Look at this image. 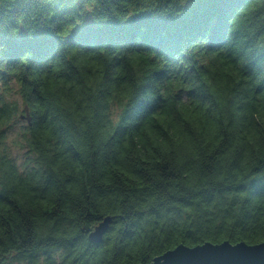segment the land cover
I'll list each match as a JSON object with an SVG mask.
<instances>
[{
	"label": "clouds",
	"instance_id": "clouds-1",
	"mask_svg": "<svg viewBox=\"0 0 264 264\" xmlns=\"http://www.w3.org/2000/svg\"><path fill=\"white\" fill-rule=\"evenodd\" d=\"M108 2L122 23L137 14L127 5L121 14L119 0ZM173 2L170 12L179 15L188 0ZM253 2L257 7L249 11L264 10V0ZM77 3L50 27L61 41L54 58L33 63L26 50L15 62L0 59V264H73L78 245L72 242L81 228L92 236L105 224L87 264H141L154 251L147 226L141 221L139 235L118 254L117 218L126 209L148 214L166 198L161 184L167 196L199 193L210 183L249 190L223 222L231 227L247 213L240 232L264 240V192L250 187L254 179L264 183V64L249 59L264 53V24L245 55L230 52L227 43L210 49L206 33L169 60L139 36L135 45L65 43L86 14L96 24L106 21L97 17V0H63L61 8ZM168 3L152 0L140 13L163 16ZM15 4L4 0L0 16ZM21 28L30 38L35 32L16 20L14 27L0 25V33L18 37ZM5 48L0 43V56ZM22 81L29 85L27 99ZM144 102L151 110L138 108ZM52 110L63 117L66 132L53 126ZM82 156H95V165L85 169ZM228 199L231 204L235 194ZM85 201L111 219L83 221L79 205ZM209 210L200 197L186 209L197 215ZM46 240L58 243L47 247Z\"/></svg>",
	"mask_w": 264,
	"mask_h": 264
},
{
	"label": "trees",
	"instance_id": "trees-1",
	"mask_svg": "<svg viewBox=\"0 0 264 264\" xmlns=\"http://www.w3.org/2000/svg\"><path fill=\"white\" fill-rule=\"evenodd\" d=\"M3 3L4 0H0V4ZM61 3L63 0H56L54 4L45 3L44 0H16L15 7L7 15L0 16V25L10 23V26L14 27L16 20H22L26 27L35 32L31 38L24 28H21L18 37L0 33V43L6 44L0 59L7 57L10 63L15 62L26 50H31L33 53L30 57L33 63L54 58L57 55L56 47L61 41L50 27L61 23L59 19L63 18L64 13L74 12L80 7V4L77 3L74 6L64 4V7L61 8ZM247 4L248 6H246ZM124 5L134 9L137 14L122 23L112 16L113 6L109 4L108 0H97L95 5L97 17L106 21L96 24L91 15L86 14L83 18L84 23L77 26L64 42L85 45L92 49L104 44L109 47L124 44L135 45L139 36L141 37L139 43L148 48H156L167 59L174 60L175 53H180L182 48L207 33L210 49L227 43L230 52L235 51L240 55H245L246 51L255 44L256 36L253 33L258 25L264 24V20H261L264 10L249 11V8L257 7L253 0H188L179 15L170 12L174 11V2L169 0L167 6L161 8V11L169 12L163 16H153L151 12L140 13L142 8L153 6L152 0H119L115 7L121 14H123ZM231 19L235 30L229 39L228 29L231 27ZM249 59L253 64L257 60L264 64V53H261L259 57H255V54L252 53L249 55ZM252 66L250 65L249 68L251 69ZM155 75L159 78L164 73L161 71ZM22 83H24L25 98L27 99L29 85L27 81H22ZM153 83L159 86L156 81ZM33 102H36L35 98H33ZM139 107L148 111L153 105L144 102L142 105H138ZM4 111L7 112V108ZM52 111L53 126L58 132H66L63 117L59 112ZM73 155L78 157L79 154L74 152ZM80 159L85 169L95 165V156H82ZM261 167L264 168V164H261ZM61 187L57 185L58 190ZM250 187L256 194L264 192V183L259 180L251 181ZM165 189L166 185L164 184L158 186L160 196L166 198L148 214L134 209H126L125 214L117 218L122 225L115 237L118 254L123 251L125 245L136 239L133 236L134 233L139 235L138 229L141 221L147 226L149 239L154 245L151 258L142 261L141 264H151L156 256L182 243L195 246L205 242L220 243L225 240L232 243L244 241L248 244L264 241L240 232V226L246 223L247 213L236 217L235 223L231 227H226L223 222L225 217L232 215V205L247 196L249 190L241 189L238 186L227 187L223 184L210 183L199 193H189L187 196H167ZM146 193L147 190L144 194ZM233 193L235 199L229 204L228 195ZM133 195L137 194L133 193ZM194 197L202 198L203 204L210 210L204 211L200 215H197L196 212L188 213L186 209ZM224 205L229 206L225 208ZM79 211L81 219L86 223L95 221L98 225L106 218L91 210L87 201L79 205ZM91 232V229L82 227L79 235L74 238L72 243L78 245L76 249L78 256L73 264H80L81 261L87 264V257L94 254L96 245L101 242L92 241L89 236ZM57 243L55 240L43 242L47 247H53Z\"/></svg>",
	"mask_w": 264,
	"mask_h": 264
},
{
	"label": "water",
	"instance_id": "water-1",
	"mask_svg": "<svg viewBox=\"0 0 264 264\" xmlns=\"http://www.w3.org/2000/svg\"><path fill=\"white\" fill-rule=\"evenodd\" d=\"M104 220L99 224H103ZM105 227L106 224L102 225L92 236L91 232L90 239L100 242V234ZM260 244H264V241L248 244L244 241L232 243L225 240L220 243L205 242L195 246L182 243L156 256L151 264H264V245Z\"/></svg>",
	"mask_w": 264,
	"mask_h": 264
}]
</instances>
